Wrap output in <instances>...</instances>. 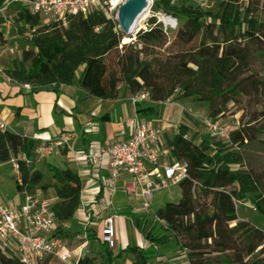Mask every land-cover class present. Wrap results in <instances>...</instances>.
I'll return each instance as SVG.
<instances>
[{
  "label": "trees",
  "instance_id": "16d2710c",
  "mask_svg": "<svg viewBox=\"0 0 264 264\" xmlns=\"http://www.w3.org/2000/svg\"><path fill=\"white\" fill-rule=\"evenodd\" d=\"M4 1L0 0V5ZM177 3L181 4L153 0L151 9L178 21L175 41L187 49L149 58L142 56L149 46L166 43L165 32L154 16L136 41L122 43L125 33L116 18L100 10L54 23L44 22L24 6L17 11L9 8L7 13L15 12L22 33L34 31L30 38L22 36L24 43L19 51L16 49L19 54L4 58L2 64L18 82L29 83L31 91L70 85L79 68L82 71L77 83L92 97L113 99L121 84L130 93L147 90L149 100L137 105V112L146 117L157 114L148 103L168 99H191L202 104L212 119L239 97L260 102L264 111V21L255 15L257 1L218 0L215 12L186 6L184 3L189 2L185 1ZM113 53L115 58L108 62ZM248 138L246 128L240 126L225 139L199 138L184 124L176 130H164L162 146L170 149L175 160L187 164L188 174L178 184V202L154 211L163 224L144 236L154 247L128 245L113 255L103 242V260L96 262L85 255L76 264H114L125 251L132 255V264H156L152 259L171 238L185 251L188 264H264V232L241 220L236 212L237 203L249 201L264 215V170L243 166L240 149ZM36 143L32 138L0 131V162L18 159L17 192L40 188L55 200L54 235L67 239L73 231L66 230L65 223L79 209L81 181L71 169L47 164L53 182L45 183L42 171L19 158L32 161ZM132 219L139 230L147 222L145 215ZM0 264L22 263L12 254L0 253Z\"/></svg>",
  "mask_w": 264,
  "mask_h": 264
},
{
  "label": "built area",
  "instance_id": "2783aa9c",
  "mask_svg": "<svg viewBox=\"0 0 264 264\" xmlns=\"http://www.w3.org/2000/svg\"><path fill=\"white\" fill-rule=\"evenodd\" d=\"M172 3L192 0H170ZM201 7H207L205 0H199ZM123 0H5L0 5V16L5 17L13 4L19 3L32 14H38L44 22L65 23L71 15H86L89 10H100L107 16H116L118 6ZM34 28L24 31L22 36L30 38ZM16 49L13 45L0 42V78L8 84L31 91L29 83H20L2 65L5 57H11ZM149 92L141 90L129 96L133 113L117 123L116 137L101 148L76 149L72 140L73 132L40 139L33 148L39 158L49 157L66 150L71 160L83 164L89 172H97L102 164H107L108 185L122 176H129L130 182L124 190L130 197L139 199V211L152 221H163L152 210V199L156 191L178 185L187 178V164L175 160L170 149L162 146L163 124L152 117L137 112V105L149 100ZM204 124L208 133L225 139L233 129L228 124L205 117ZM8 123L0 113V131L8 130ZM26 163L30 159L19 157ZM16 174H19L18 159H10ZM19 177V176H18ZM21 198L18 207L5 202L0 193V253L14 255L22 264H38L46 257H55L64 264H76L87 254L68 249L63 240L54 235L56 227L55 200L43 194L40 188L23 189L18 192ZM86 222L96 221L101 226L102 242L112 245V235L116 231V215L101 216L98 212L86 215Z\"/></svg>",
  "mask_w": 264,
  "mask_h": 264
},
{
  "label": "crops",
  "instance_id": "0c3cea01",
  "mask_svg": "<svg viewBox=\"0 0 264 264\" xmlns=\"http://www.w3.org/2000/svg\"><path fill=\"white\" fill-rule=\"evenodd\" d=\"M3 39L0 37L2 44H4ZM2 65L7 67L4 63ZM81 71L82 68L76 71L75 81L70 85H51L29 92L17 85L8 84L0 78V113L8 123V131L32 138L36 142L43 138L73 132L75 137L72 143L76 149L95 150L109 144L116 137L117 123L133 113V107L128 99L132 93L125 87H120L117 96L113 99L89 96L77 83ZM119 104H122L123 111L120 118L117 108ZM44 160L45 163L59 169H71L77 173L81 181L79 209L74 218L65 223L66 230L72 232L75 227L80 233L62 239L68 249L75 253L87 250L88 256H91V252L103 255L101 226L93 220L87 223L85 218L87 214L94 212H98L103 217L109 215L117 217L112 245L104 243L113 255L118 254L128 245L144 249L154 247L144 237L147 230H152L151 226L145 227L146 222L143 224V229L139 230L133 222L132 216L143 214L139 211V199L130 197L124 190L130 182L129 176L117 179L113 188H110L106 163L102 164L97 172H89L83 164L71 160L69 153L64 149ZM51 160L54 161L51 162ZM0 171L4 176L15 173L10 160L0 162ZM1 195L7 204L13 207L19 206L21 198L16 191V185L12 194L1 193ZM68 241L73 242V245H70ZM178 254L181 258H186L188 264L185 251L179 248ZM122 259V264H132L130 261L132 255L127 251L121 257H116L115 262ZM161 259V257L156 258L158 263Z\"/></svg>",
  "mask_w": 264,
  "mask_h": 264
},
{
  "label": "rangeland",
  "instance_id": "374dc122",
  "mask_svg": "<svg viewBox=\"0 0 264 264\" xmlns=\"http://www.w3.org/2000/svg\"><path fill=\"white\" fill-rule=\"evenodd\" d=\"M207 3V7H201L199 5V0H192L189 3H184L187 5H192L198 10H210L212 12L217 11L218 0H205ZM247 0H245L246 2ZM257 1L256 6V17L264 21V0H254ZM153 0H150V5L147 8V11L142 15L138 21L135 29L132 34L128 38L127 42H134L137 40V36L145 31L148 27V20L152 16L155 17L156 21L161 24V27L166 35V43L163 46L151 47L149 46L147 49V54H143V57L149 58L151 56H159L163 57L167 53H177L179 51L187 49V46H183L175 41V31L178 28V21L175 18H172L169 15L161 11H153L151 9ZM174 4V3H173ZM181 3H175V5H180ZM21 7V4L16 3L10 6V9L17 11ZM111 17H114L113 15ZM115 18V17H114ZM170 18L171 22L165 24L163 19ZM20 24L16 20L15 12L10 11L6 14L5 17H0V37L4 38L3 43L7 45L15 46V49L18 51L22 47V43H24V38L22 37V31L20 30ZM126 36V35H125ZM124 36V37H125ZM124 39V38H123ZM122 39V43H123ZM138 46L137 48H139ZM17 51V52H18ZM16 52V55L19 54ZM116 54L113 53L108 57V62L115 58ZM121 88L124 85H120ZM153 105L157 114L153 115V119H158L162 121V124L165 130L173 129L176 130L179 124H184L188 127L189 131L195 133L197 137H207L211 136L204 124L205 117L208 115L205 112V108L202 104H198L193 102L191 99H186L184 101H170L165 100L158 103L150 102L148 103ZM119 118L122 117V104L117 105ZM263 107L260 102H254L251 99H247L244 97H239L235 102H230L223 113H221L216 120L219 121L220 124H228L232 126V128H237L238 126L242 128H246L247 135L250 137L247 141L244 142L241 147V154L243 157V166L244 168L253 170V171H262L264 170V128H262V124H264V115ZM257 117V118H256ZM51 157V156H49ZM49 157L39 158L32 153V161L26 163L28 166L33 164L34 168L40 167V171L45 174V183H52L51 175L47 172L46 164L44 159ZM54 160H51V162ZM49 162V161H47ZM57 162V161H56ZM13 168V167H12ZM15 171V170H14ZM16 173V172H15ZM12 172L9 176H4L0 171V187L1 193H9L12 194L16 185V174ZM20 176V173L17 177ZM10 187V188H9ZM49 192H53L52 188L48 189ZM180 198V188L178 185H173L168 188L162 189L160 191H156L154 193V197L152 199V210L155 211L158 208L163 207L166 203L178 202ZM137 211V210H135ZM236 212L237 216L244 221L249 222L250 224L258 227L260 230L264 232V215L257 211L249 201L240 202L236 204ZM138 213V212H135ZM147 218V224L145 227L151 229H158L160 225L158 222L152 221L150 217L145 216ZM129 231V229H128ZM148 231V230H147ZM132 232V231H131ZM80 233V231L74 227V231L71 236H75ZM70 245H73V242L68 241ZM179 246L174 240L171 238L169 242H167L163 248L160 250L161 257L160 263L156 260V258L152 259L156 264H187L186 258H181L179 256ZM96 260V262H100L103 260V255H99L100 253H90ZM93 254V255H92ZM122 260L116 261L114 264H122ZM132 262V259H130ZM72 260H70V264H72ZM38 264H64L60 262L56 258L46 257L41 260Z\"/></svg>",
  "mask_w": 264,
  "mask_h": 264
},
{
  "label": "water",
  "instance_id": "95a60500",
  "mask_svg": "<svg viewBox=\"0 0 264 264\" xmlns=\"http://www.w3.org/2000/svg\"><path fill=\"white\" fill-rule=\"evenodd\" d=\"M150 0H123L116 11L118 27L127 37L137 17L149 7Z\"/></svg>",
  "mask_w": 264,
  "mask_h": 264
},
{
  "label": "bare ground",
  "instance_id": "6f19581e",
  "mask_svg": "<svg viewBox=\"0 0 264 264\" xmlns=\"http://www.w3.org/2000/svg\"><path fill=\"white\" fill-rule=\"evenodd\" d=\"M147 11V9H145L138 17H137V19L135 20V22H134V24H133V26L131 27V29H130V35L132 34V32H133V30L135 29V27H136V25H137V21H138V19L142 16V15H144V13ZM143 17V16H142ZM163 21H164V23L165 24H168L169 22H171V20H170V18H167V19H163ZM129 38V37H128ZM127 38V36H125V38L123 39V42H127V41H129V39Z\"/></svg>",
  "mask_w": 264,
  "mask_h": 264
}]
</instances>
